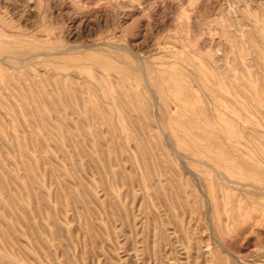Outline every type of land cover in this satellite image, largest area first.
Here are the masks:
<instances>
[{"label":"rangeland","instance_id":"374dc122","mask_svg":"<svg viewBox=\"0 0 264 264\" xmlns=\"http://www.w3.org/2000/svg\"><path fill=\"white\" fill-rule=\"evenodd\" d=\"M0 264H264V0H0Z\"/></svg>","mask_w":264,"mask_h":264},{"label":"bare ground","instance_id":"6f19581e","mask_svg":"<svg viewBox=\"0 0 264 264\" xmlns=\"http://www.w3.org/2000/svg\"><path fill=\"white\" fill-rule=\"evenodd\" d=\"M13 47H15V46H13ZM16 50H17V49H16ZM16 50H15V51H16Z\"/></svg>","mask_w":264,"mask_h":264}]
</instances>
